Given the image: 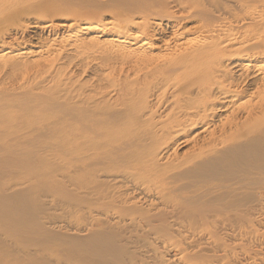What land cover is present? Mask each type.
<instances>
[{"label": "bare ground", "instance_id": "obj_1", "mask_svg": "<svg viewBox=\"0 0 264 264\" xmlns=\"http://www.w3.org/2000/svg\"><path fill=\"white\" fill-rule=\"evenodd\" d=\"M174 1L150 11L118 2L86 17L31 6L30 18L0 0L9 9L0 17V72L24 76L0 91V110L14 122L0 130L11 144L0 178L26 173L0 187V264H120L131 238L181 235L216 210L240 217L264 190V38L219 22L222 13L238 22L245 0ZM23 19L49 34L25 47ZM49 204L70 217L64 231L47 227L57 222ZM151 236L149 245L159 243ZM45 242L64 247V262L37 253ZM164 245L151 249L170 264Z\"/></svg>", "mask_w": 264, "mask_h": 264}, {"label": "rangeland", "instance_id": "obj_2", "mask_svg": "<svg viewBox=\"0 0 264 264\" xmlns=\"http://www.w3.org/2000/svg\"><path fill=\"white\" fill-rule=\"evenodd\" d=\"M11 1L12 0H9L8 7H10ZM13 1H15L17 6L19 4L18 7L25 9L24 12L22 13L23 17L27 15L26 12L28 11L29 8H31V6H32V8H38L39 7L40 9H44V8L46 9L47 7H50V8H53V7L54 8L71 7L74 9V11H77V13H79L82 17H86L84 12L88 11V10H95L98 12L106 13V15H108L109 11H113V9L116 8V5L118 4V2L120 4V5H118L119 9L120 8H123V9L132 8L134 10V9H137L139 6L143 5V7L149 9V11H150V9H154L156 7L155 3H157V2H158L157 4L159 5L160 3H163V1H164L168 4L169 7H171V6L174 7L176 5L174 0H155L154 2H153V0L152 1L151 0H123V1L119 0V1H117V4H116V2H114L115 0L114 1L113 0H99V1L97 0L99 2V5H96V4H98L97 1L95 2L96 4H94L91 0H78V1L77 0H70V1L69 0H63V1L62 0H13ZM43 1H45V3ZM248 1L245 0V2H243V5L240 8H236V10H235V14H237V16H238V22H235L232 19L231 15L227 14V13H224V14L222 13V16H221V19L219 20V22L222 24H224V22H229V24L232 23V25H235V24L238 25L239 24L240 26H243L242 27L243 29L244 28L246 29V33L248 35L254 36L255 34L259 33V35H255V37H259L260 39H262V38H264L263 37L264 36L263 35V33H264V0H256L255 2H251V1L248 2ZM35 2H36V5H35ZM194 2L196 4L200 3V6L202 4V5H206V7H210V8L213 5L218 4L219 2L224 3L226 5L233 4L228 0H206V1L201 0V2H200V0H195V1L192 0L191 4L192 5L195 4ZM39 3H40V5H39ZM152 3H154V5ZM33 4L35 5V7ZM124 4L126 5V7ZM16 5L13 3L11 6L13 8ZM251 6H253L254 8ZM244 7L248 8V9H245L246 11H244L243 10ZM250 7H251L250 11L252 10L251 12L256 11V10H257V12L259 11V13H258L259 16L256 14L257 12H255V13L253 12L254 15H253V13H249ZM255 7H257V9L253 10V9H255ZM3 8H4V10H3ZM258 8H259V10H258ZM7 10H9V9H7V5H4V7L2 5L0 7V12H1L0 17H3V15L5 16L8 12ZM173 10H174V8H173ZM242 10L246 13V15L244 14V12ZM241 12H242V14H241ZM248 14H250V15L248 16ZM255 14L258 16V18H257V16H255ZM27 16L30 18L32 17L31 14L30 15L28 14ZM149 16L152 17L154 15L152 13ZM243 16L245 18V19L243 18L244 20L242 19ZM254 16H255V19H253ZM248 17H249V19H248ZM239 20H240V22H239ZM248 20H250V21H248ZM254 20H256V21H254ZM30 21L31 20H24L23 19V22L26 26V27H24L25 29H24L23 36H24V39L29 40L27 43H25V45H26V46L24 45L25 47H29L32 44H34V42L39 37L38 35H44L46 37V35L48 33L47 31L41 32L39 29L34 28L33 26H30L29 25ZM244 23H246L247 26L244 27V25H245ZM242 28H241V30H243ZM256 30H258L257 33H255ZM261 30H263V32ZM92 59H93V62H99L101 58H100V56H95V58H93V57L86 58L87 61H91ZM73 68L74 67H72L70 65L68 69L71 72V70H73ZM23 80H24V76H22V75H19V74H17V75L12 74L11 75V74H6L3 72H0V91H1V88L4 86H8L10 84L19 85L23 82ZM250 103H252V102H250ZM7 110L10 111L8 108L6 109V111ZM9 116L10 117H8V118L5 117L4 113L0 110V118H1L0 119V130L1 131H2V129L7 131L8 128H10L14 125L13 124L14 122L9 120L13 117H11V115H9ZM4 139L5 138L0 136V149H1L0 150V158L2 156V158L0 159V163L5 162V161H3V159L4 160L6 159V157H4L5 150H7L6 148H8L11 145L9 141L4 143V141H5ZM47 141L48 140H45L44 142H47ZM38 144L40 145L41 141H39ZM7 175L8 176H5V177H4V175L3 176L1 175L0 187L3 185V183H6L7 180L10 181L9 179L13 178L14 176L15 177L16 176L24 177V175H26V173L25 172H19L16 175H14V174H7ZM63 176L65 178H63ZM63 176H59L58 181H56V184L58 185V187H57V185H53V186H56L55 187V188H57L56 191H58L59 186H65L66 183H68L67 182L68 177H66L67 175L65 174ZM14 178H13V180H14ZM248 190H246V191H248ZM55 200L58 201V199L56 197H55ZM255 201L251 202L250 205H249V203H247L246 207H245V208L249 207V209H250V207L255 206V207H253L255 209V211H253V212H255V214H254L255 216L254 215L251 216V218L253 220L252 226H249V227L246 226V224L248 223L249 218H250V214H249L250 210L249 209H248V214H242L241 213L242 215L240 216L241 217L240 218L239 216L235 217L233 215L234 214L232 212L233 208H230L232 210L227 208L226 209L227 211L226 210L223 211L221 209L224 207H219V208H221L220 212H219V210L214 211V213L211 211L212 214H211V212L207 213L210 217H207V215H206V217L203 218V219H208L209 221L208 220H206V221L201 220L202 222L200 221V224H203V223L206 224V222H207L206 225L203 224L202 226H200V224H199V225H197L199 227H195L193 230H189L185 227V229H184L185 231L182 229V231L180 232L181 235L180 234L169 235V234L164 233V236H161V235L156 236L153 234L154 237H156V238L158 237L157 239H158L159 243L154 242L155 245H152V246H153V248L156 246V250L161 252V253L163 252V249H161L162 248V242L165 245H167L168 247L170 246V248H168V249L171 253V260L172 259L176 260V261H174V260L170 261L171 262L170 264H173V263L174 264H177V263H179V264H264V190H262L259 193V196ZM53 202L54 201H50V203H53ZM252 203H255V205H253ZM51 207L54 209H51ZM56 208L57 207L56 206L54 207V205L52 206V204H49L48 206L46 205L47 210H45V212H48V214H50V216H52L53 214L54 215L56 214L55 216H57V219H56L57 224L52 222L53 224L47 225V227H52L53 228L52 230L57 229L56 231H59L58 226L61 224L60 230L64 231L65 229L63 228L64 226L62 227V225H64L65 224L64 222L69 220L70 217H67L65 214L63 215L62 210L58 209V208L56 209ZM50 210L52 211V213H50L51 212ZM46 215H47V213H46ZM243 215H245V217ZM58 216H59V218H58ZM225 217L228 219H226ZM46 220H49V219H46ZM246 220H247V222H246ZM60 221H63L64 224L60 223ZM0 224H1L0 227H2L1 221H0ZM241 224H243L242 229L241 228L240 229L238 228L236 230L234 229L235 226H238V225L241 226ZM53 225H55V226H53ZM219 225L221 227L224 225L226 230L223 229L224 226L222 227V229L219 230V228H221V227H218ZM54 227H56V229ZM230 227H231V230H230ZM182 232H184V233H182ZM15 233H17V232H15ZM206 234H207V236H204ZM153 235L152 236L150 235V236L152 238H154ZM150 236L147 234L146 236L140 235V236H137L138 238L137 237L131 238L132 241H130V243L128 244L129 250L131 249L130 250L131 255L129 254V257H128V259H126V262H125V260H123L120 264H133V263H135V264H145V263L146 264H160L161 262L158 261L159 258L155 259L154 253H156V251L153 252L151 249L152 246L148 244V241H149L148 239ZM165 236H167V238ZM160 237H161V241H159ZM143 240L145 241V243H144V246L142 247L141 245H142ZM164 240L167 242H165ZM136 241H138V243H136ZM170 241H172L174 244L177 243L178 246L177 245H170ZM54 243L53 242H51V243L45 242L44 244H41L39 246L36 245L34 247H35V249L38 248V250L40 249L39 247H42L41 249H44V251L43 250L41 251V249H40L39 251H37V253H40L43 256H49V258L51 260H53L54 258L55 259L59 258L61 261L64 262V259H66V257H67V255L66 256L64 255V247L58 242H56L57 244L56 243L54 244ZM173 243H171V244H173ZM156 244H158L159 246L161 245V246L159 247ZM186 244H188V245H186ZM149 246H150V248H149ZM186 246H188V247H186ZM134 247H136V248L138 247L137 248L138 251H137V249L135 250ZM145 247H148V249ZM186 249H188V250H186ZM175 252L178 253V255L174 256L173 254H175ZM205 253L208 255L205 256L206 255ZM153 254H154V257H153ZM203 254H205L204 256L207 257L206 261H204V262H203V260H200V259H202L200 257ZM212 255H213V257H212ZM127 260H128V263H127ZM39 264H41V263H39Z\"/></svg>", "mask_w": 264, "mask_h": 264}]
</instances>
